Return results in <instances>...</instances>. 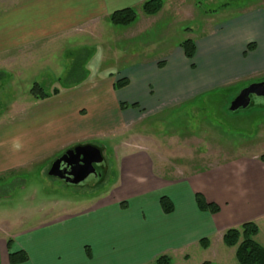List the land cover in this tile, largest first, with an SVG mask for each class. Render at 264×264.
I'll return each instance as SVG.
<instances>
[{"label":"crops","instance_id":"1","mask_svg":"<svg viewBox=\"0 0 264 264\" xmlns=\"http://www.w3.org/2000/svg\"><path fill=\"white\" fill-rule=\"evenodd\" d=\"M147 1L0 0V55L44 49L57 36L107 21L119 10H139ZM163 1L162 12L171 0ZM207 35L192 39L196 45L192 61L179 45L161 60L136 65L124 76L128 85L123 89L115 88V80L99 84L102 96L94 92L96 87L87 86L82 91L83 106L72 110L53 104L46 112L42 106L27 107L1 123L0 175L31 168L74 146L95 147L93 141L98 138L133 130L147 117L207 93L263 84V10L247 8ZM250 44L256 46L252 51ZM122 152V156L128 154L120 166L121 186L109 197L82 213L65 214L12 236V252L29 256L24 264H151L162 251L199 244L205 238L210 239L205 251H210L212 239L223 243L227 230L247 222L259 226L256 239L264 247V154L226 159L206 171L169 181L153 175L147 154L127 148ZM196 194L218 205L221 212L199 211ZM162 197L172 201V214L162 211ZM3 246L0 264H10L6 241Z\"/></svg>","mask_w":264,"mask_h":264},{"label":"rangeland","instance_id":"2","mask_svg":"<svg viewBox=\"0 0 264 264\" xmlns=\"http://www.w3.org/2000/svg\"><path fill=\"white\" fill-rule=\"evenodd\" d=\"M167 5L153 17L139 14L140 20L131 28L103 21L57 36L44 49L0 55V124L27 107L42 106L46 112L53 104L72 110L83 106L86 99L82 91L87 86L96 87L94 92L103 96L99 84L123 79L140 63L161 60L187 39L207 37L247 8L264 11V0H171ZM35 85L47 94L46 98L33 97ZM242 89L207 93L177 109L149 116L133 130L94 140L95 147L104 150L106 169L93 187L67 185L48 176L52 162L76 146L31 168L0 175V252L2 241H9L13 235L65 214L82 213L120 188L122 157L128 154L122 156V150L126 148L147 154L153 163V175L169 181L206 171L226 159L262 156L264 106L239 112L230 109ZM113 97L109 96L110 103ZM212 243L210 251L195 244L162 251L161 256H168L172 264H238L235 249L217 239Z\"/></svg>","mask_w":264,"mask_h":264},{"label":"trees","instance_id":"3","mask_svg":"<svg viewBox=\"0 0 264 264\" xmlns=\"http://www.w3.org/2000/svg\"><path fill=\"white\" fill-rule=\"evenodd\" d=\"M164 6L163 0H149L145 2L141 8H126L119 10L111 14L107 21L114 26L118 27H129L135 24L138 20L139 11L147 16H156L161 12ZM185 57L192 61L196 52V45L192 39H187L180 44ZM255 44H250L248 50L252 51L255 49ZM128 85L127 79H121L115 84L117 90L123 89ZM55 93H58L57 91ZM33 97L44 99L47 94L43 90L35 85L32 90ZM133 107H137L134 105ZM121 108L125 109L127 106L122 105ZM195 201L199 211L216 215L221 212V208L214 204L209 203L202 194H196ZM160 206L164 214L170 215L174 212V205L172 201L167 197L160 199ZM260 228L255 222H247L242 224L239 228H232L227 230L223 235V244L228 247L235 249V257L238 264H264V247L257 242V236L259 235ZM200 247L204 250L210 246V240L205 238L200 242ZM13 241H7V248L9 251V263L10 264H24L29 261L27 253L12 252ZM153 264H172L171 259L164 255L158 257ZM203 264H214L212 262H204Z\"/></svg>","mask_w":264,"mask_h":264},{"label":"water","instance_id":"4","mask_svg":"<svg viewBox=\"0 0 264 264\" xmlns=\"http://www.w3.org/2000/svg\"><path fill=\"white\" fill-rule=\"evenodd\" d=\"M253 106H264V83L244 89L233 101L232 112L247 110ZM106 167L102 151L91 145L75 147L55 160L48 172L50 177L67 185L93 187L103 177L97 167Z\"/></svg>","mask_w":264,"mask_h":264},{"label":"flooded vegetation","instance_id":"5","mask_svg":"<svg viewBox=\"0 0 264 264\" xmlns=\"http://www.w3.org/2000/svg\"><path fill=\"white\" fill-rule=\"evenodd\" d=\"M96 169H97V172H98V173H100V174L103 175V174L105 173V169H106V167H104V166H103V167H97Z\"/></svg>","mask_w":264,"mask_h":264}]
</instances>
